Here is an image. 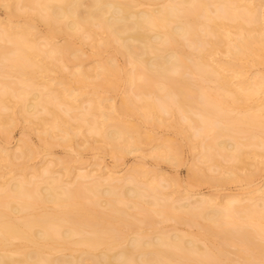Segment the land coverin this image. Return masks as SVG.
Here are the masks:
<instances>
[{
  "label": "rangeland",
  "instance_id": "374dc122",
  "mask_svg": "<svg viewBox=\"0 0 264 264\" xmlns=\"http://www.w3.org/2000/svg\"><path fill=\"white\" fill-rule=\"evenodd\" d=\"M22 1L23 0H17V1H15V3L13 2L14 3L13 4L10 1H9L10 3H8V0H6V3H5V0H0V25H1L0 26V29H1L0 30V34H1L0 39L2 38L0 40V51H1L0 54L3 56L7 55V56H5V58L3 56L1 57V55H0V64L2 63L0 65L1 66L0 67V95L4 94V92L5 93L8 92L7 94L10 97L8 99V101H9L8 106L11 107V108L10 107L8 108L9 110L8 109L7 110L6 109H0L1 110L0 113L2 115H4L5 117H7L6 118L7 120L5 119L6 123L4 124L3 127L0 128V149H3L6 152H8L9 156H10V160H11L9 163V162H7V160H5L3 158L0 159V189H1L0 190V197H1L0 198V211L4 212L6 210L4 212V219L8 218L6 220H16V219L18 220V219L24 217L25 214L28 215L31 212H32L31 214L35 213V215H36V214H41L44 212H46V213L52 212L53 209H54V211L59 210V208L55 209L52 205H49V203L45 204V202H43L42 200L40 202V198L38 196H36V192H34V191H36L37 187L42 188V186L44 187L47 185L48 181L53 180V178H54V180H56V178H58L59 180L58 179L57 180L59 183H57V184L59 186L58 185L57 186H58V190H60V191H64L67 189L71 190L73 188V186H75V185H76V188L79 187L78 193L81 194V197H80V194H77L78 197H76L74 199L73 198L69 199L70 203L68 206H66L68 208V210L65 207L62 208L64 211L68 212L67 214H69V213L72 214V215L69 214V218L71 220L79 221V219H81V217L85 216L84 217L85 219H81V220H83V223L85 222L84 224H86L87 226L86 225L84 226V224L82 222H81V225L79 223V226L81 227V229L83 228L85 231H83L84 233H80V235L79 234L76 235V237H75L76 239H78V238L80 239L83 236V234H85L87 231H89L88 225L92 222L89 225V228H90V226L96 225L97 228H99L101 230L102 237L104 234H106V235H104V237L107 240H108V238H110L112 236L111 237L112 239H109V240H113V242H118V243L120 242L121 243V244L119 243L120 246L118 245L117 247H115V249L110 251L111 253L112 252L115 253L118 250H120L126 246V243L130 237L132 238V237L136 236L137 238L141 237L140 238L141 241L142 240L143 241H145V240L150 241L155 236H158V235L159 236L162 235V236L168 238V235L170 236V235L178 233V234L185 236L184 239H194V240L197 239L196 245H200V247H201L200 251L206 252V250L209 248L208 253L206 252V254H204V256H201L200 254H199L200 256L196 255V257H195V255L194 256L190 255V262L191 263L193 262V264H197L198 261L201 264H203V263L204 264H231V263L232 264H236V263L237 264H240V263L241 264H244V263L245 264H253V263L257 264V262L260 261V260L259 261L257 260L258 259V253L261 251V248L258 244L264 243V233L262 231L259 232L258 228L255 226V224L253 222L252 223L248 222V219L246 217L240 218L238 216V218H237V215L234 212H231L230 216H233V217L226 218V219H231V220L225 221L226 219H223L224 220L223 224L222 223L221 224L220 223H212V224L209 223V224H207L208 222L206 220H204L203 214H205V212H204L205 209L206 210L209 209V212L211 210L212 211L213 210L218 211V210L222 209L224 204L227 205L230 202H231V205L233 207L232 209H235L237 211H242L243 210L242 207H245L246 209H248L247 211L250 213V212H253L258 207L255 210V212H253L254 215H257V211H261V213H264V212H262V211H264V209H262V210L259 209V205L264 203L263 198H262V201L260 200L261 194H263L262 197L264 196V192H263V190H264V156H263L264 155L263 154L264 147L258 148V147L253 145L259 141H264V127L260 129V128H256L254 126L253 127L249 126V128L248 127L246 128V126H243L246 128V129H244L243 127L241 128L242 125L241 126L239 125L240 127L238 125H234V128L231 125V128H233V129H231L230 132L232 134H228L227 136L225 135L224 137L219 138V140H221V141L227 140L226 142H228V143L230 142L229 144H232L234 146L236 145L237 142H241V143L243 142L242 146L241 145L239 146V153L244 154V156H245L244 161H246V160L247 161L244 164H239V163H237L238 161L236 159L231 157V155H233L231 153V151H228L229 153H231L230 156H228V155H226V154H229L228 152H226L227 150H224V152L223 151L221 152V149L219 150V148L216 145H211L212 141H209V140L206 141V138L203 136L202 130L200 131V129H201V126H200L201 122H199L200 119L197 120L198 118H200V115L198 114V110L196 112V110L193 109L192 113H190L191 115L188 114L189 117L192 116V118L194 119V122H188L187 121L188 119L186 120L184 118L181 119L182 114H180V112L177 110V107L174 106L175 104L173 103V100H171L172 98L174 99V97L170 94L169 95L166 94V92H167L166 89H167L168 85H173V86H175L177 84L181 85L182 92H181V96H179L178 98L180 100H182L183 102L188 103L190 105L193 103L192 105H194V107H197V108L199 107L203 110L205 109V111L209 112L210 114L214 112L212 115H214L215 119H218L219 121L221 120V122H220L221 128H224L227 125L230 126L229 120L231 118H233L234 116L237 117L238 115L240 116L241 112L246 110V108L247 109L249 108V110L254 108L253 105H255V104L252 105V102L250 103V101H249V102H247L246 105L244 104L245 106L243 107V109L238 107L237 104L236 105L233 104L232 106H230L227 109V112H228V113H226L227 115L225 114V112L223 113V111L220 112L218 107L217 108L215 107V109H216L215 110L214 106L211 105L212 106L211 107L210 105L207 104V99L205 97L206 95L203 96L202 95L203 93L201 94V91H199L198 88L200 86H202V87L204 86V87H206L204 90H206L208 92L211 89L208 93L213 94L216 92L215 88H214V87H216V85H215L216 82L213 83V81H214L213 79H212L213 81L212 80L205 81L202 78H200L199 76H197L198 77L197 78V77H194L196 75H189V73H188V75H187V73H185L184 74L185 77H184V75H182V73H184L185 71L182 69H177L176 72L172 73V76H171V73L168 74V76L166 78L167 82H166V79H164L162 81V79H160V78L154 79L155 81L154 80L147 81L148 79L146 77H142V79L139 81L137 80L136 83H133L136 80H134L131 83L130 81H128V78H126V76H128L127 74H130V76L134 77L133 72L134 73L136 72L137 67L135 65V67H134L135 69L132 68V64L134 66V63H132L133 60L130 61L128 56L125 57L126 55L120 50L119 43L117 41L116 42H114V40L111 41V43L108 45V48L107 47L103 48V46H102V48L97 47V49H96L95 47L97 46V43L100 41H98L96 43L95 40H98L99 38H100L99 40L104 39L105 38L104 36H106V34L104 35V33L101 30H99V29L97 30V28L95 27L94 31L96 30L95 32L97 35H95L94 37H87V34H84L81 31L78 32L79 36H78V33H75L76 35L73 34L74 37L72 36V34L67 35L68 31L64 28L63 23H54V22L52 23L51 21L49 22V20H47V18H46L47 11L45 12V10H43V9L41 10V7L37 6L36 3L35 4L33 3L31 5V3H26L24 1L23 2ZM146 1L148 2V0H146ZM146 1L144 0V2H143L142 0H138L139 5L136 7L137 8L136 10H140V9L143 10V9H147V8L148 9H152V8L156 9V8L162 7L163 5L164 6L169 5L172 7L175 6L174 8L176 10L179 7L178 9L180 10V13H179V10H177L176 15L178 14L179 16L177 15L178 18L176 19V21H178V22L180 21V22L178 23L175 21V22H173V25L171 24V26H174V24L175 25L181 24L184 21H185L184 23H186L188 21L190 22V21H192L190 19H193V21L195 22L193 24V26L189 25L187 27L189 28V30L192 27L191 32H193V31L196 32L198 40H199V38L201 39V37H202L201 40H203L205 38V41L206 40H213V39L216 40L215 37H212V36L207 35L205 33L206 30H208V28L206 26L207 25V19L205 20V18H206L205 12L202 9L199 10L200 6L198 7V5L196 6L195 4H193V8H191L190 6H188L186 4L179 5L180 0H176V1L175 0H173V1L172 0H154V1L149 0V2L152 4H150L149 2L145 3ZM204 1L206 3H208V9H209V11L211 10L210 11L211 16H215L216 14L221 15L222 13L223 14L221 16H224V14H225L223 11V10H225L224 5L217 4V3H220V1L213 0V3H212V1L210 2L211 5L209 4V0H207V1L204 0ZM242 2L244 4L248 3L250 6L253 5L254 7H256V9H258L257 11H258V15H259V20L261 19V21H259V22H261L260 26L262 25L261 27H262V29H264V0H242ZM16 3L17 4L19 3V5H17ZM22 3H24V4L21 5ZM176 3H177V5H176ZM214 4L218 10L214 6ZM11 5H12V7H11ZM24 6H27V7H25V9H24L23 8ZM222 6L224 7V9H222L223 8ZM189 7L192 10H190ZM196 7H197V9H196ZM209 7H211V8H209ZM37 9H39V11ZM183 9H184V11H183ZM214 9H216V10H214ZM192 11H193V13H192ZM182 12H185L186 14L189 12L192 15H190L188 13L189 16H187V15H185V13H183L185 15L183 17ZM195 12H197V14H195ZM211 12L214 13L215 15L211 14ZM196 15L198 17H196ZM186 16L190 17V18L188 19ZM180 17L182 19L185 18L186 20L185 19L182 20ZM194 17H196L197 19L195 18V20H194ZM46 20H47V23H52L54 25L47 24L45 22ZM205 22H206V24H204ZM26 24L28 26L32 27V29L28 28L27 31L29 33L32 31L33 33L31 32L30 33L31 35L29 34V38L32 36L31 39L36 40V43H37L36 48H37V51L40 53V55H38L39 58L37 57V59H40V58H41L40 60L43 59L44 64L49 63V64H45V66L48 65L45 67V71L42 70L43 73H38V76L36 75V77H35L36 80L34 79L35 82L37 81L36 84L38 86H31V87L26 86V85L22 86V84L19 82V80L16 79L15 75L9 76V74H10L9 64L11 65L12 60L14 58V55L10 54V56H9V54H7V53L14 49V44L7 39L4 30H2L5 28L4 26H7V25L8 26L9 25H11V26L16 25V26L25 27V26H27ZM57 24H60L59 26H61V25L62 26L58 27ZM196 25H197V27H196ZM50 26L54 27V28L56 26L58 27V29L56 30L55 33H53V35L48 33V31H50ZM194 26H195V28H193ZM205 28H207V29H205ZM60 29H65V30L63 32V30H60ZM60 31H62V32H60ZM201 31H202V33H201ZM98 32H100V33H98ZM232 32H233V30H232ZM80 33H81V35H80ZM151 34H155V32L154 33L151 32ZM198 34L200 35V37ZM33 35H34V37H33ZM49 35H50V37H49ZM54 35H56V36H54ZM84 35H85V37H84ZM3 36H5L4 39H3ZM70 37H72V38H70ZM231 37L233 38L235 36L232 34ZM91 38H93V39L91 40ZM232 38H230V39H232ZM6 39H7V41H6ZM178 39L179 38H177V42H178V46H176L177 49L180 50V52L183 53L185 56H187L191 59L193 58V61L197 60V57H199L201 54H203L204 50L206 52L207 48L209 47L205 43L203 44L201 41H200L201 42L200 43L198 40L191 39L189 36L188 37L185 36L184 38H182L183 40L182 39L178 40ZM225 40H228V41H225ZM232 40L229 41V39H224V44L220 43V46L221 47L224 46V48H221L220 46H218L219 47V48L217 47L218 49L215 48L214 50L211 51L212 55L210 54V56H208V59L210 58V60H213L212 62L214 64L209 60L210 64H212V66L214 65V67H216L217 63H220V61H222V63H224L225 61L228 62L231 60L232 57H231V55H228V50L225 49V45L230 42L226 46V48L234 50L235 48H233L234 46L232 45L233 44ZM47 41H48V43H46ZM187 41H189V42H187ZM194 41H196V42H194ZM53 44H55V46L57 45L56 47H60V46L62 47L65 44H69L70 50L65 51L64 53H62V55H60L59 53H56V54H52L53 56H51V55H49V51L52 49ZM230 44L233 47H231ZM179 46L181 47V49ZM117 47H118V49H117ZM159 47L164 48V46H162V45H159ZM119 50H120V52H119ZM73 52L74 53L76 52L77 54L75 53L74 55L70 56L69 54H73ZM187 53H189L190 55H188ZM65 55L67 56V59H66ZM197 55H199V56H197ZM11 56H13V57H11ZM150 56L152 57L153 54L152 55L150 54ZM254 56L255 55H253L254 61H253L252 57H250L251 59L249 58V60L243 58L244 62H243V59H241V60L236 59L237 61L234 60V61H236L235 64L237 63L235 67L238 70H241V73L243 74L242 77H244V79H246L245 81L250 82L252 84L258 80V78H259V77H257L258 75L259 76L264 75V58L260 59V57H259V59H257L258 56L257 55L255 57ZM7 58H9L8 61H7ZM62 59H64V60H62ZM61 60H62V62H61ZM259 60H260V62H259ZM65 62H67V63H65ZM62 63L64 65H62ZM248 63H250V65ZM99 64L101 66H105V65L107 66V65H111V64L113 65V67H114V65L116 66V67L111 69V73L114 76L111 77V75H110V78H109V80L111 81V84L113 82V86L110 84L105 86L106 83L102 82L103 80L101 78L98 79V78H96V76H94L99 71V66H100ZM218 66H219V64H218ZM238 67H240V69ZM78 69L82 70V71L84 70L85 72L87 71V74H88L87 79L88 80L87 81L85 80L86 82L84 81V83L81 82L80 84L77 82L78 79H81L80 76H77V77L75 76L76 72H78ZM131 71H132V75H131ZM181 71H182V73H180ZM224 71L225 70H222V72L224 74L229 73V75L232 76L231 71H228V70L226 72H224ZM72 74L74 76H72ZM115 74H117V75H115ZM72 77H74L75 79ZM168 77H169V79H168ZM171 77H172V79H171ZM210 77H213V76L210 75ZM242 77H241V79H242ZM89 78L91 80L92 79L93 80L88 82ZM111 78H113L114 80ZM193 78H195V79H193ZM234 78H236V77H232V79H234ZM94 79H95V81H97L96 83H95ZM96 79H98V80H96ZM232 79H231V82H232L231 85L233 84L232 87L236 88L238 79L236 78L237 81L235 79L234 80H232ZM157 80H159V81H157ZM180 80L182 83L180 82ZM184 80H185V82H183ZM145 81H147L146 84H145ZM170 81H172V82H170ZM201 81L203 83L205 82V84H203ZM210 81H212V82H210ZM164 82H165L166 86L164 85ZM196 82H198V83H196ZM60 83H61V85L62 84L64 85L63 88L67 87L66 89L68 91L72 90V91H70L71 94L73 93L72 95H76L80 92H84V94H86V97L83 98V100L85 99L86 101L84 100V102H82V100H78L81 103H79L78 101H74V102L72 101L71 102L72 105L77 107V108H72L70 110L67 108V106H63L60 104H59L60 106L57 105L58 102L56 99H53L52 92L51 91L48 92L49 90L48 91H46V90L48 88L51 89V87H52V89L56 88L59 90L63 86V85L60 86ZM97 83H101L102 86H100L99 88L97 87L98 89L93 88V84H97ZM175 83H177V84H175ZM191 83L193 85L189 86ZM40 84L42 86H40ZM45 84H47V85H45ZM78 84L80 85V87ZM162 84H163V86H162ZM185 84H186L187 88H185V86H184ZM43 85L46 86L47 89ZM18 86L21 88L19 89ZM109 86H111V87H109ZM29 87H30V89H29ZM89 87H91L96 92V93H93L95 96L92 94V92H94V91L91 90ZM189 87H191V88H189ZM22 88H24L23 90H25V91H27V89H28V92H30V94H33V93L37 94L38 93L37 95H39L42 99L44 98V103L46 104L47 107L51 106L55 110L57 109L56 111L58 113L61 112L60 114H63V115H61L62 118H65V120L68 122V124L70 125V130H71V131L70 130L69 131H70V133H73V134H70V136H71L70 138L68 137L69 140L67 138L68 141H66L64 133H62L61 131H60L61 133L59 131H55V129H53V128L51 129V127L49 126V124H47V122L44 123V122L40 121V119H42V118H44V119L50 118V115L47 114V112H45L44 110H42V108L40 106H39L40 109L38 107L36 109L37 113L33 112L35 115L32 113V114H30L31 116H29L28 115L29 113L26 114L27 112L26 113L23 112V108H20V106L22 107V105H21L22 99L20 97L18 98V94H17V92L19 90H21ZM183 88H185V89L183 90ZM196 88H197V90H196ZM212 88H214V90H212ZM4 89H6V90L4 91ZM9 89H12V90L10 91ZM188 89H191V91H189ZM192 89L197 91V92L193 91V93H192ZM49 93H51V94H49ZM15 94H16V96H15ZM260 94H258V97L259 98L262 97V99H263L264 98L263 93H260ZM127 95L130 98H132L131 101H132L133 107L131 109L132 112L128 111V113H127V111H126V113H125L123 111H120L119 108H120L122 101L124 100V98H126ZM87 96L90 98L93 96L96 99H98V97H100L99 99H101V98H103L104 100L106 99V101H103L104 103H102V105L99 108L95 109L96 111H98V112L94 111L93 115L95 117L92 116L91 114H89V111L91 108V102L89 101L90 98L87 99ZM151 97H152V99H151ZM203 97L205 98L206 101H204ZM258 97H257V95L254 96V99H257L256 103H259L262 100V99H259ZM69 98H71V96L67 97L68 101L70 102L72 99H69ZM147 99L152 100V101L154 100V103L157 101L156 105L159 106L158 110L160 109V111L164 114L163 115L161 112H158V113H160L159 114L160 117H162V118L159 117V119L162 120V122H159L160 124H158V122H155V121H153L154 124H153V122L150 123V120L148 118H144L142 116V111L139 109V107L141 106V103H143V101L147 100ZM157 99H159L160 101ZM169 99H170V101H169ZM141 100H143V101H141ZM196 100L201 102V103L197 102ZM161 101H162V103H161ZM190 101H191V103H190ZM30 102H32V101H30ZM54 102H56L57 104L55 105ZM77 102H78V105H77ZM202 102H205V103H202ZM18 103L20 106L18 105ZM88 103H90V104H88ZM195 103L196 104L198 103L199 106L195 105ZM53 105H55L56 107ZM135 105L138 107L139 111L137 110V107H135L136 109L134 108ZM200 105H201V107H200ZM89 106H90V108H89ZM109 106H111L112 108L110 109ZM166 106H168V107H166ZM87 107H88V109H87ZM113 107L115 109V111L113 110L114 112L112 111ZM175 107H176L177 112L175 110ZM209 107H210V110H209ZM99 110H101L102 114H107V115L111 114L110 116H111L112 120L113 121L114 120L119 121L120 125L125 124V125L136 126V127H134L135 131H136V129L138 131L129 132V133H127L128 135L125 134L124 142H126V143H124L122 141V139L116 143L117 145L119 144V147H121L123 150L125 149V152L122 151L121 148H116L115 149L116 151H115L113 148H111L110 143L108 141L104 140V138H102V137H99L100 135L97 132H95V130H94L95 127H93V126H97L96 122L101 119V118H98V117H100V114H101V112ZM162 110H165L167 112L169 111L168 113L171 114L172 116H170L167 112H163ZM42 111H44V112H42ZM108 111H111L112 113L108 112ZM170 111H173L174 113H171ZM64 112H66V113H64ZM44 113H46V114H44ZM96 114H97V116H96ZM196 114H198V115H196ZM216 114L218 115V117L215 116ZM197 116H198V118H197ZM39 117H40V119H39ZM224 117L228 120H226ZM147 119L149 120V122ZM95 120H96V122H94ZM222 120H224V121H222ZM177 121L179 122V124ZM8 123H9V125H8ZM112 123L113 122H111V124ZM161 123H163V124H161ZM175 123H177L178 125ZM84 124L86 126H84ZM198 124H200V125H198ZM45 127H46V129H45ZM107 127H108V130L115 128L113 126V124L109 125ZM2 128H5V129H2ZM89 128H91V130L93 128L94 132H92V131L90 132ZM240 129H243V131L241 132ZM43 130H44V132H46V130H48L49 133L48 134L45 133V135H44ZM262 130H263V132H261ZM195 131H196V134H194ZM148 135H149V137H147ZM130 136L134 137V139H135L134 142L136 141V143H133L134 145H131V143H130L131 142L129 139ZM251 136H253V137H251ZM241 137L243 138V140ZM64 139H65V141H64ZM60 140H63L64 142L63 141L61 142ZM127 140H129V141H127ZM203 140L206 143H204ZM256 140H257V142H256ZM121 141L123 144L121 143ZM208 142L210 145L208 144ZM203 143H204V145H203ZM205 145H209V147H210L209 150H207L208 152L206 150H205L206 152L204 151ZM167 146H169V150H168ZM128 148H130L131 150ZM202 148H203V150H202ZM216 148L219 151H217ZM126 149L131 151V152L129 153V151H127ZM250 151H251V153L253 151H255V152L257 151L256 153H258V155H257L258 157L252 156V155L250 156L249 155ZM166 156L171 157V158L166 159ZM214 159H215V161H214ZM231 159H233V160H231ZM249 160H250V162H249ZM248 162H249V164H247ZM46 169H48V172L50 171L49 174H48V172H44V170H46ZM131 171L133 173L136 171L138 172V173H135L136 174L135 179L131 178V175H132ZM46 174H48V175H46ZM81 175H83L84 177ZM107 175L108 176L110 175L112 178L114 177L113 178L114 180L112 181L111 184H110L111 181L109 180V178H107ZM228 175L230 177H228ZM125 180H127V181L125 182ZM153 180L154 181L156 180L155 184L157 185V183H158L157 187L158 186L159 187L156 189V192L149 190L150 192L148 193L146 191V190H148V188L146 185L144 186V184L145 183L148 184L150 182H153ZM24 181H25V183H24L25 189L24 190H27V191L23 190V193L28 194L29 192H31V194L30 193L28 194L29 197H25L26 200L29 201L30 206H29L27 211H23L19 214L18 213L12 214V212L9 211L6 203L4 202L5 200L12 197L11 196L12 194H10V192H8V190H9L8 186L11 183L14 184L17 182L20 183V182H24ZM77 182H79V183H77ZM96 182H99V183H97L98 185L96 184ZM81 184L84 185L83 187H86V185H88V184H89V186L91 184L92 185L96 184L97 186H99L98 187L99 191L96 193L94 190V192H93L94 194L93 193L91 194V192H89L87 190L83 191L84 189L82 188ZM115 184H117L118 186H115ZM1 185L3 186V189H2ZM4 185H5V188H4ZM114 186H115V188H119L120 193H121V194L119 193L117 198H116V200L118 202L116 200L114 201L115 203L113 202L114 209H117L120 211V213H118V214H117V212H115V210L112 207H110V206L108 207L107 205H105L104 202H106V200H105L106 197L101 193L105 188L106 189H109V187L114 188ZM28 187H29V189H28ZM34 187H36V188H34ZM127 187L131 188V189L135 190L137 193H139L138 198L139 197L140 198L139 199L137 198L138 200L136 199L138 201V206L136 208L135 207L133 208L131 203H129L123 197V194H122L123 190L126 189ZM81 189H83V190H81ZM140 190H142L143 192ZM258 190H262V192H260ZM32 193H34V194H32ZM1 194H2V196H1ZM100 194H102V195H100ZM153 194H155V195H153ZM143 195H144V197H143ZM101 196H102V198H101ZM32 197H33V199H32ZM257 197H260V198L257 199ZM27 198H30L31 200L27 199ZM196 198L199 199V203H197L198 201H195V200H197ZM200 198L202 199L201 201H204V203L202 202L201 205H200ZM34 199L38 200V201H35ZM82 199L84 201H82ZM238 199L240 201H238ZM1 200H3V201H1ZM207 200H209V202ZM250 200H252V201H250ZM148 201L154 204V206H152L153 209L156 208V210H161L162 213L157 215V214L153 213V211H150L148 206L146 205V203ZM76 202L81 203V205L83 203L82 206H84V207H82V208L84 210L86 209L85 212L81 213L79 211V209H78L79 205ZM186 202H188V203H186ZM194 202H196V204ZM192 203H194V204H192ZM209 203L211 206L209 205ZM255 203H256V207H255ZM257 203H259L258 206H257ZM73 204H75V205H73ZM187 204H188V206H187ZM139 205H141V206H139ZM180 205H186L187 209L189 208V210H186V209H184L182 211L180 210V211H178L179 212L178 213L174 209L176 206L178 207ZM195 205L201 206L202 209L199 208V209H201V210H199V209L195 208V213H194V209H192V208L196 207ZM213 205H214V207H213ZM128 206L131 208H129ZM191 206H193V207H191ZM235 206H236V208H234ZM3 207H5L4 210H3ZM146 207H147V209H146ZM249 207H251V208H249ZM51 208H53V209H51ZM70 209H72L73 211ZM240 209H242V210H240ZM77 210H78V212H76ZM191 210H193V211H191ZM196 210H198L197 211L198 216L196 215ZM184 211H186V212L184 213ZM187 211H189V214H187ZM232 211H234V210H232ZM8 212H9V214L11 213V215L8 216ZM75 212H76V214H74ZM79 212H80V214H79ZM86 212H89L88 215ZM190 212L191 213L193 212L195 216L192 215ZM84 213H85V215H84ZM206 213H208V210L206 211ZM175 214H177V215H175ZM73 215H75V216H73ZM86 215L89 218H86ZM117 215H119V217H117ZM166 215L169 217H172V218H175V217L176 218L166 220ZM187 215H188L189 219L187 218ZM235 215H236V217H235ZM184 216H186V217H184ZM240 216H243V215H240ZM74 217H76V218L74 219ZM92 217L94 218V221L89 220V219H92ZM97 217H99V218H97ZM104 217H106L107 219L106 218L104 219ZM191 217H192V219H194V221H192ZM116 218H117V220H115ZM108 219H110V220H108ZM241 219H243L244 221ZM245 219H247V220L245 221ZM84 220H86V221H84ZM99 220H101V221H99ZM95 221H97V223ZM102 221L104 222V224ZM230 221L232 222V226H231ZM235 221H237V223ZM105 222H108L109 224H107V223L105 224ZM192 222H194V223H192ZM225 222L227 223V225ZM244 223H247V224L245 225ZM205 224H207V225H205ZM215 224H217V225H215ZM251 224H252V226H251ZM106 225H108V226L105 227ZM202 226H204V227H202ZM209 227H211L212 230ZM244 227L247 228L248 231ZM213 228L216 230H214ZM251 228H252V230H251ZM103 229H105V230H103ZM109 229H110L111 233L108 232ZM205 229H206V236L204 235ZM200 230H202L203 232H201ZM209 230H211V231L209 232ZM104 231H105V233H104ZM212 231H214V232H212ZM215 231H217V232L221 231V232L218 234ZM231 231H233V233ZM106 232H108V233H106ZM258 232H259V234H258ZM222 234L224 236H228V237L230 236V238L224 237ZM107 235H109L110 237L109 236L107 237ZM202 235H204V236H202ZM113 236H115L116 239ZM142 237H143V239H142ZM234 237H236V238H234ZM75 238L73 237L72 241H77ZM53 239L56 241V243L61 245V246H59L57 244L59 251L55 252V251H51L49 249L44 248V249H46V250H43L46 256L56 257V256H60L61 254L62 255H73V254L78 255L81 252L80 249L84 250L83 247H79L80 245L77 246L78 244H71L70 243L71 244L70 247L68 245H65V247H63L62 244L64 245L67 243H65L64 240L60 238V236L56 237V235H53ZM57 239L60 242H58ZM114 239H115V241H114ZM258 239H260V240H258ZM61 240H63L64 243ZM220 241H221V244H220ZM257 242H258V244H257ZM13 244L21 246L22 242L21 241H14ZM27 244H25L24 250L32 249V245L30 246L29 243H27ZM218 244H220V246H218ZM221 245H222V247H221ZM217 246L220 249V253L218 252V249H216ZM246 246H247V248H246ZM202 247H204V249H202ZM248 247L250 250L248 249ZM245 249L248 251L252 250V252L246 253V251H245V254L243 252L242 253L240 252L242 250L244 251ZM258 249H260V250H258ZM221 250H224V252ZM209 251H211V253ZM222 253H223V255H222ZM211 254H213V255H211ZM19 256L20 255H16V257L15 256L14 257L18 258ZM191 256H193V257H191ZM191 258H194V259H191ZM199 258H200V260H198ZM195 259L197 260V263H196V261H194ZM250 259H252V260H250ZM259 263L264 264V260L262 263L261 262H259Z\"/></svg>",
  "mask_w": 264,
  "mask_h": 264
},
{
  "label": "bare ground",
  "instance_id": "6f19581e",
  "mask_svg": "<svg viewBox=\"0 0 264 264\" xmlns=\"http://www.w3.org/2000/svg\"><path fill=\"white\" fill-rule=\"evenodd\" d=\"M9 1L11 3H13V2L15 3V1H17V0H8V3H10ZM23 1L26 2V3H31V5L33 3L34 4L36 3L37 6L41 7V10L43 9V10H45V12L47 11L46 18H47V20H49V22L51 21L52 23L53 22L54 23H63L64 24V28L68 31L67 35L68 34H70V35L72 34V36H73V34L78 33V32L81 31L84 34H87V37H94L95 35H97L96 32H95L96 30L94 31V28L96 27L97 30L98 29L101 30L104 33V35L106 34V36H104L105 37L104 39L99 40L100 39L99 38L98 40H95L96 43L98 41H100V42L97 43V46L95 47L96 49H97V47L98 48L99 47L102 48V46H103V48L104 47L105 48L106 47L108 48V45L111 43V41H113V40H114V42L117 41L119 43L120 50L126 55V56L125 55L124 56L125 57L128 56L129 59H130V61L133 60L132 63H134V66L132 64V68L135 69L134 68L135 65L137 67L136 72L135 73L133 72L134 77L130 76V74H127L129 77L126 76V78H128V81H130L131 83L134 80H136V81L133 82V83H136L137 80L138 81L141 80L142 77H146L148 79L147 81H152V80H154L156 78H160L163 81L164 79L167 78L168 74L171 73V76H172V73L173 72H176L177 69H182V70L185 71L184 73H182V71L180 72V73H182V75H184L185 73H187V75H188V73H189V75H196L194 77L199 76L200 78H202L205 81H209V80H212L213 79L214 80V81L212 80L213 83L216 82V84H215L216 87H214L216 92L213 93V94L208 93L211 89L208 92L206 90H204L206 88L204 86H203L204 88L202 86H200L199 88L197 87V88L199 89V91H201V94L203 93L202 94L203 96L206 95L205 97L207 99V104L210 105V106L211 105L214 106V109H215V107L216 108L218 107V109L220 110V112L223 111V113L225 112V114L228 113L227 112V109L230 106H232L233 104H235V105L237 104L238 107H240L242 109L247 104V102H249V101H250V103L252 102V105L255 104V105H253L254 108H252L250 110H249V108L248 109L246 108V110H244L243 112H241V114L239 113L240 116L238 115L237 117L234 116L235 118L234 117L231 118L229 120L230 126L227 125L224 128H221L220 127L221 120L219 121L218 119H215L214 115H212L214 112L210 114L209 112L205 111V109L203 110V109H201L199 107L198 108L197 107H194V105H192L193 103L190 105L188 103L183 102L182 100H180L178 98L179 96H181V92H182L181 85H178L177 83H175L177 85H175V86L168 85L167 86V89L164 87L167 90L166 94H168V95L170 94V95H172L174 97V99L171 97L172 98L171 100H173V103L175 104L174 106H176L177 107V110L180 112V114H182L181 115L182 116L181 119L184 118L186 120L188 119L187 120L188 122H194V119L192 118V116L189 117L188 114L192 113V110L193 109L196 110V112L198 110V114L200 115V118H198V116H197L198 119L197 118L196 119L197 120L200 119L199 122H201V125L200 124H198V125L201 126V129L200 128L199 129H200V131L202 130L203 136L206 138V141L207 140L212 141L211 145H216L219 148V150L221 149V152L222 151L224 152V150H227L226 152L231 151V153L233 154V155H231V157H233L234 159H236L238 161L237 163H239V164H244L247 161V160L244 161V159H245L244 154L239 153V146L240 145L242 146V143L243 142L242 143L241 142H237L236 145L234 146L232 144H229L230 142L229 143L226 142L227 140L226 141H221V140H219V138H222L225 135L227 136L228 134H232L230 131H231V129L234 128V125H238V126L239 125L240 126L242 125L241 128L243 126H246V128L247 127L249 128V126L250 127L251 126L252 127L254 126V127L260 128V129L264 127V98L262 99V97L261 98L258 97V94H260V93H263V95H264V75H261V76L258 75L257 76V77H259L258 80L252 84L250 82L245 81L246 79H244V77H242L243 74L241 73V70H238L235 67L236 64H237V63L235 64V62L237 61L236 59H240L241 60V59L244 58V59H248L249 60V58L252 57V59L254 61L253 55H255V56L257 55L258 56L257 59H259V57H260V59L261 58H264V31H263L264 29H262V27H261L262 25L260 26V23L261 22H259V21H261V19L259 20V15H258V11H257L258 9H256V7H254L253 5L250 6L248 3H247L248 5L246 3L244 4L242 2V0H218V1H220V3H217V4L224 5L225 10H223V11H224L225 14H224V16H221L223 13L221 15H219V14H216L215 15L214 13L211 12V14H214L215 15V16H211L210 15V11L211 10L209 11V9H208V3H206L204 0H180L179 1V3H180L179 5L186 4V5L190 6L191 8H193V4H195L196 6L198 5V7L200 6L199 10L202 9L205 12V17H206L205 20L207 19V25L206 26L208 28V30H206L205 33L207 35H210V36L216 38V40L213 39V40H206L205 41V38L203 40H201L202 37H201V39L199 38V40H198L196 32H194V31L191 32L192 27L190 26L191 27L190 30L187 27L189 25H192L193 26V24L195 23L193 21V19H190L192 21H190V22L188 21L186 23H184L185 22L184 21L183 22L184 24L183 23L177 24V25L174 24V26H171V24L173 25V22H175L176 19L178 18L177 17L178 14L176 15V12H177V10H179L178 9L179 7L178 8L176 7L177 8V10H176L174 8L175 6L172 7V6H169V5H167V6L166 5L165 6L163 5L162 7H159V8H156V9L155 8H152V9H148L147 8V9H143V10H141V9L140 10H136L137 9L136 7L139 5L138 0H23ZM142 1L144 2V0H142ZM211 1L213 3V0H209V4H210ZM148 2H149V0H148ZM148 2L146 1L145 3H148ZM5 3H6V0H5ZM177 3H176V5H177ZM23 4L24 3H22L21 5H23ZM150 4H152V3H150ZM215 4H214V6H215ZM12 5H11V7H12ZM17 5H19V3ZM25 7H27V6H24L23 8L25 9ZM190 7H189V9H190ZM224 7L222 9H224ZM209 8H211V7H209ZM196 9H197V7H196ZM216 9H217V7H216ZM216 9H214V10H216ZM37 10L39 11V9H37ZM190 10H192V9H190ZM183 11H184V9H183ZM197 12H195V14H197ZM179 13H180V10H179ZM183 13H185V12H182V14ZM188 13L187 14L185 13V15L189 16ZM192 13H193V11H192ZM189 14L192 15L191 13H189ZM185 15L183 14L182 16L184 17ZM196 17H198V16L196 15ZM196 17H194V20H195ZM187 18L189 19L190 17H187ZM183 19H185V18H183ZM47 20L45 21L46 23H47ZM176 22H178V21H176ZM52 23H47V24H52ZM204 24H206V22ZM52 25H54V24H52ZM59 25L60 24H57L58 27H61L62 26V25L61 26H59ZM4 27L5 28L2 29V30H4L7 39L14 44V49L11 50V51H9L7 53V54H9V56H10V54H13L14 55V58L12 60L11 65L9 64V69H10L9 76L10 75H13V76L15 75L16 76V79L19 80V82L22 84V86L23 85L30 86V87L31 86H38L36 84L37 81L35 82L34 79H35L36 75L38 76V73H43V71H45V67L48 66V65L45 66V64H49V63H45L44 64L43 63V59L42 60H40L41 58L40 59H37V57H38V55H40V53L37 51V48H36V44H37L36 43V40H32L31 39L32 36L29 38V34L32 31L30 33L27 31L28 28H31L32 29V27L31 26H28V25L25 26V27L16 26V25H13V26H11V25L8 26L7 25V26H4ZM56 27L54 28V27H51L50 26V31H48V33L53 35V33H55L56 30L58 29V27L57 28ZM196 27H197V25H196ZM193 28H195V26ZM207 28H205V29H207ZM65 29H60V30H63V32H64ZM232 30H233V32H232ZM60 32H62V31H60ZM151 32H153V33L155 32V34H151ZM98 33H100V32H98ZM201 33H202V31H201ZM232 34L235 36V37H233L234 39L231 37ZM80 35H81V33H80ZM54 36H56V35H54ZM78 36H79V33H78ZM185 36H187V37L189 36L191 39L198 40L199 42L201 41L203 44L205 43L207 46H209L208 48L206 47L207 48L206 52L204 50L203 54H201L200 56L197 55L199 57L196 56L197 57V60H195V61H193V58L191 59V58L185 56L176 47V46H178L177 38L182 39ZM4 37L5 36H3V39H4ZM33 37H34V35H33ZM49 37H50V35H49ZM84 37H85V35H84ZM199 37H200V35H199ZM70 38H72V37H70ZM230 38H232L233 40L230 39ZM7 39H6V41H7ZM92 39L93 38H91V40ZM224 39H229V41L232 40V42H233L232 45L234 47L231 46V44H230V46L233 47V48H235V49L234 50H231V49L226 48V46L230 42L227 43L225 45V49L228 50V55H231L232 58L228 62L225 61L224 63H222V61H220V63H217V66L219 64V66H218L219 68L217 66H216L217 67L216 68V67H214V65L212 66V64H210V62H209L210 58L208 59V56H210V54L212 55L211 51L214 50L215 48H217L218 46H220V43H223L224 44ZM225 41H228V40H225ZM187 42H189V41H187ZM194 42H196V41H194ZM46 43H48V41ZM159 45L164 46V48H160ZM56 46H55V44H53L52 49L49 51V55L53 56L52 54H56V53H59L60 55H62V53H64L65 51H69L70 50L69 44H65L62 47L61 46L60 47H56ZM221 48H224V46H222ZM117 49H118V47H117ZM180 49H181V47H180ZM120 50H119V52H120ZM75 53L73 52V54H69V55L72 56ZM150 54L151 55L153 54V56L151 57ZM187 54L190 55L189 53H187ZM2 56L3 55H1V57ZM5 56H7V55H5ZM5 56H3V57L5 58ZM11 57H13V56H11ZM66 59H67V56H66ZM244 59H243V62H244ZM8 60H9V58H7V61ZM62 60H64V59H62ZM62 60H61V62H62ZM234 60H236V61H234ZM210 61L212 62L213 60H210ZM259 62H260V60H259ZM65 63H67V62H65ZM248 64L250 65V63H248ZM62 65H64V64L62 63ZM114 67H116V66L114 65ZM114 67H113L112 64L111 65H107V66L106 65L105 66H101L100 65L99 66L98 73L96 75H94V76H96V78H98V79L101 78L103 80L102 82H105L106 83L105 86L108 85V84H110V85L113 86V82L111 84V81L109 80V78H110V75H111V77L114 76L111 73V69L114 68ZM238 68L240 69V67H238ZM222 70H225L224 72H226L227 70L228 71H231V75L232 76H230L228 72H227L228 74H224L222 72ZM115 75H117V74H115ZM131 75H132V71H131ZM210 75L213 76V77H210ZM72 76H74V75L72 74ZM75 76L76 77L77 76H80L81 77V79H78L77 80V82L79 84L81 82L84 83L85 80L86 81L88 80L87 79L88 78L87 71L85 72L84 70L82 71V70H79L78 69V72H76ZM184 77H185V75H184ZM232 77H236L238 79L236 88H233L232 87L233 84L231 85V83H232L231 82ZM241 77H242V79H241ZM72 78H74V77H72ZM236 78H234V79L236 80ZM98 79H96V80H98ZM111 79H113V78H111ZM168 79H169V77H168ZM171 79H172V77H171ZM193 79H195V78H193ZM234 79H232V80H234ZM92 80L89 78V81L88 82H90ZM94 81H95V79H94ZM147 81H145V84H146ZM157 81H159V80H157ZM212 81H210V82H212ZM96 82L97 81H95V83ZM166 82H167V79H166ZM170 82H172V81H170ZM180 82H181V80H180ZM183 82H185V80ZM198 82H196V83H198ZM101 83L93 84V88H97V87L99 88L100 86H102ZM41 84H40V86H42ZM203 84H205V82ZM45 85H47V84H45ZM62 85L60 83V86H62ZM164 85L166 86L165 82H164ZM191 85H193V84L191 83L189 86H191ZM162 86H163V84H162ZM184 86H185V88H187L186 87V84ZM30 87H29V89H30ZM44 87H46V86H44ZM63 87H64V85L59 90L56 89V88L52 89V87H51V89H49V88L47 89V87H46V89H47L46 91H48V90H49L48 92L51 91L52 94H53L52 95L53 96V99H56L57 100L58 104L56 102H54L55 105L56 104L57 105L60 104V105H63V106H67V108L70 110L72 108H77V107H75V106L72 105V103H71L72 101L74 102V101L82 100V102H84L85 99L83 100V98L86 97V94H84V92H80L79 91L80 93H78V94L75 93L76 95H72L73 93L71 94V92H70L72 90H69L68 91L66 89L67 87L66 88H63ZM79 87H80V85H79ZM109 87H111V86H109ZM20 88L21 87H19V89ZM89 88L91 90H93L91 87H89ZM185 88H183V90ZM189 88H191V87H189ZM197 88H196V90H197ZM214 88H212V90H214ZM23 89L24 88H22L19 91L17 90L18 91L17 92L18 98L20 97L22 99V104H21L22 107L19 105V103H18V105L20 106V108H23V112H25V113L27 112L26 114L29 113L28 115L31 116L30 114H32L33 112H36L37 107L39 108V106H40L42 108V110H44L45 112H47V114L50 115V118L48 117L49 119H44V118L40 119V117H41L40 116L39 117L40 121H42L44 123L47 122V124H49V126L51 127V129L53 128V129H55V131H59V132L61 131L62 133H64L65 138H66V141H68L69 138L71 137L70 134H73V133H70L71 130H70V125L68 124V122L65 120V118H62L61 115H63V114H60L61 112L58 113L56 111L57 109L55 110L51 106L50 107H47L46 104L44 103V98L42 99L39 95H37L38 93L37 94L36 93L30 94V92H28V89H27V91H25ZM5 90L6 89H4V91ZM9 90L11 91L12 89H9ZM188 90L191 91V89H188ZM193 91H195V90L192 89V93H193ZM195 92H197V91H195ZM7 93L8 92H6V93L4 92V94H1L0 95V109H6L7 110L10 107V106H8L9 105L8 104V102H9L8 99L10 97H9V95ZM93 93H96V92L94 91V92H92V94ZM49 94H51V93H49ZM255 95H257V97L259 99H262L261 101L259 100L260 101L259 103H256L257 102V99H254V96ZM15 96H16V94H15ZM70 96H71V98H69V99H72V100L69 102L68 99H67V97H70ZM92 97L90 98V97L87 96V99L90 98L89 101L91 102V108L89 106L90 111L89 110L88 111H89V114H91L92 116H94L93 114H94V111H96L95 109L96 108H99L102 105V103H104L103 101H106V99L105 100L103 98L99 99L100 97H98V99H96V98L93 97L94 98L93 99ZM131 99L132 98H130L127 95L126 98H124V100L122 101L119 110L120 111H123L125 113H126V111H127V113H128V111L130 112L131 109H132V107H133V104H132ZM151 99H152V97H151ZM157 100H159V99H157ZM30 101H32V102H30ZM141 101H143V100H141ZM162 101H161V103H162ZM169 101H170V99H169ZM204 101H206L205 98H204ZM78 102H77V105H78ZM156 102L154 103V100L153 101L152 100H148V99L147 100H144L143 103H141V106L139 105L140 106L139 109L142 111V116L144 118H148L150 120V123L153 122V121H155V122H158V124H160L159 122H162V120L159 119V117H160L159 114L160 113H158V112H161V111H160V109L158 110V107L159 106L156 105ZM197 102H199V101H197ZM79 103H81V102H79ZM190 103H191V101H190ZM199 103H201V102H199ZM202 103H205V102H202ZM88 104H90V103H88ZM55 105H53V106H55ZM195 105H198V103L197 104L195 103ZM201 105H200V107H201ZM109 107H110V109L112 108L111 106H109ZM135 107H137V106L135 105L134 108ZM166 107H168V106H166ZM176 107H175V110H176ZM87 109H88V107H87ZM113 110L115 111L114 107H113L112 111ZM137 110H138V107H137ZM177 110H176V112H177ZM209 110H210V107H209ZM44 111H42V112H44ZM99 111L101 112V110H99ZM162 111L163 112H167L165 110H162ZM96 112H98V111H96ZM108 112H111V111H108ZM170 112L171 113H174L173 111H170ZM64 113H66V112H64ZM44 114H46V113H44ZM198 114H196V115H198ZM217 114L215 116L218 117ZM110 115L111 114H108V115L107 114H102V112H101L100 117H98V118H101L100 119L101 121L99 120L100 122L99 121L96 122V120H95L94 122L97 123V126H93V127H95L94 128L95 132H97L100 135L99 137H102V138H104V140L108 141L110 143L111 148H113L115 150L116 148H121V147H119V144L117 145L116 143L119 140H121V139L124 142V136H125V134H127L129 132H134L135 131V128L134 127H136V126H133V125H125V124L124 125H122V124L120 125L119 124V121H116V120L113 121ZM169 115L172 116L171 114H169ZM96 116H97V114H96ZM6 118L7 117H5L4 115H2L0 113V128L3 127L4 124L6 123V120H7ZM160 118H162V117H160ZM149 120H148V122H149ZM226 120H228V119H226ZM222 121H224V120H222ZM111 122H113L112 124H113V126L115 128L108 130V127L107 126L112 125ZM153 124H154V122H153ZM161 124H163V123H161ZM175 124H177V123H175ZM178 124H179V122H178ZM8 125H9V123H8ZM231 125L233 126V128H231ZM84 126H86V125L84 124ZM243 128L246 129L245 127H243ZM2 129H5V128H2ZM45 129H46V127H45ZM44 130H43V132H44ZM89 130H90V132L91 131L94 132L93 131V128H92V130H91V128H89ZM240 130H241V132L243 131V129H240ZM136 131H138V130L136 129ZM261 132H263V130ZM45 133L48 134L49 133L48 130H46V132H44V135H45ZM194 134H196V131H195ZM147 137H149V135ZM251 137H253V136H251ZM67 138H68V140H67ZM129 139L131 141L130 142L131 145H134L133 143H136V141L134 142V140H135L134 137L130 136ZM204 140H203V142H204ZM242 140H243V138H242ZM60 141L62 142L63 140H60ZM64 141H65V139H64ZM122 141H121V143H122ZM127 141H129V140H127ZM256 142H257V140H256ZM124 143H126V142H124ZM204 143H206V142H204ZM204 143H203V145H204ZM208 144H209V142H208ZM209 145H205V147L203 146L205 148L204 151L205 150L206 151L209 150V148H210ZM253 145L256 146V147H258V148L259 147H264V141H259V142L255 143ZM167 148L169 150V146H167ZM128 149H130V148H128ZM202 150H203V148H202ZM219 150L217 149V151H219ZM122 151L125 152V149L124 150L122 149ZM127 151H129V150H127ZM130 152L131 151H129V153ZM256 152L253 151L251 153V151H250V154L249 155L250 156L252 155V156L258 157L257 156L258 153H256ZM231 153L226 154V155L230 156ZM263 154H264V151H263ZM1 158L7 160V162H9V163L11 161L10 160L9 153L6 152L3 149H0V159ZM169 158H171V157H167L166 156V159H169ZM231 160H233V159H231ZM214 161H215V159H214ZM249 162H250V160H249ZM249 162L247 164H249ZM44 172H48V169L44 170ZM49 172H48V174H49ZM135 173H138V172L137 171L134 172V173L132 172V175H131V178L132 179H135V175H136ZM48 174H46V175H48ZM81 176H83V175H81ZM228 177H230V176L228 175ZM107 178H109V180L111 181L110 184L114 180L113 179L114 177L112 178L110 175L109 176L107 175ZM57 179L58 178H56V180H54V178H53V180L48 181L47 185L45 184L46 186H44V187L42 186V188H40V187H37V188L34 187V188H36V191H34V192H36V196H38L40 198V202L42 200L43 202H45V204L46 203H49V205H52L55 209L59 208V210H55L54 211V209L51 208V209H53L52 212H47V213L44 212V213L36 214V215H35V213L34 214H31L32 213L31 212L28 215L25 214L24 217H22V218H20L18 220L17 219L16 220H6V219H8V218H5L4 219V212L6 210L4 212L0 211V264H193V262L192 263L190 262V255H193V256L195 255V257H196V255H199L200 254L201 256H204V254H206V252L208 253V250H209L208 247H207L208 249L206 250V252L205 251H200V249H201L200 245H196V240L197 239L196 240H194V239H184L185 236H183L181 234H178V233L177 234L170 235V236L168 235V238H166V237H164L162 235H160V236L158 235V236H155L153 239L151 238L152 240H150V241H147V240H145V241L142 240L141 241V239H140L141 237L140 238H137L136 236L135 237H132V238L130 237L128 239L127 243H126V246L124 248L118 250L115 253L114 252L111 253L110 251H112L113 249H115V247H117L120 242L118 243V242H113V240H109V239H112L111 238L112 236L110 237L109 235H107V237L109 236L110 238H108V240H107L104 237V235H106V234L103 235V237H104L103 238L102 235H101V230L99 228H97L96 225L90 226V228H89V225L92 222L88 225V230L89 231L86 230L87 232L85 234H83V236L80 239L79 238L76 239L75 238L76 235H78V234L80 235V233H84L83 231H85L83 228L81 229V227L79 226V223H80V225H81V222L83 223V220H81V219H85L84 218L85 216L84 217H81V219H79V221H77V220H71L69 218V214L70 215H72V214L71 213L67 214L68 212L64 211L62 208L63 207L67 208L66 206H68L69 203H70L69 202V199H71V198L74 199V198L78 197L77 194H80V193H78L79 192L78 191L79 190L78 189L79 187L76 188V185H75V186H73V188L71 190L70 189H67V190H64V191H60V190H58V186L59 185L57 184V183H59L58 182L59 179L58 180ZM126 181L127 180H125V182ZM155 181L153 180L154 183L149 181L150 183H148V184L145 183L144 184V186L146 185L147 188H148V190H146L148 193L150 192L149 190L156 192V189L159 187V186L157 187L158 183L156 185L155 184ZM24 183H25V181L24 182H20V183L17 182V183H14V184L11 183L8 186L9 187L8 192H10V194H12L11 195L12 197L9 196L10 198L8 197L9 199L5 200L4 202L6 203L7 208L9 209L10 212H12V214H14V213L15 214H17V213L19 214V213H21L23 211H27L28 208H29V206H30L29 201H27L25 197H29L28 194L29 193L31 194V192H29L28 194L23 193V190L25 189L24 188ZM77 183H79V182H77ZM97 183H99V182H96V184ZM96 184H94V185L91 184L92 186L91 185L89 186V184H88V185H86V187H83L84 185L81 184L82 185V188L84 189V190L83 189H81V190H83V191L87 190V191L91 192V194L95 190V192L97 193L99 191V189H98L99 186H97L98 184L97 185ZM117 184H115V186H118L119 185V184L118 185ZM115 186H114V188L113 187L112 188L109 187V189H106L105 188L101 192L108 199L107 200L104 197L105 200H106V202H104L105 205H107L108 207L110 206L113 209H114L113 202L116 200L118 194L120 193V189L119 188H115ZM4 188H5V185H4ZM2 189H3V186H2ZM28 189H29V187H28ZM24 191H27V190H24ZM140 191H142V190H140ZM258 191L262 192V190H258ZM263 192H264V190H263ZM32 194H34V193H32ZM102 194H100V195H102ZM122 194H123V197L129 203H131V205H132L133 208L134 207L136 208L138 206V201L137 200L140 198V197L138 198V196H139L138 194L139 193H137L135 190L127 187L126 189L123 190V193ZM153 195H155V194H153ZM262 195L263 194H261V196H260L261 197V199H260L261 201H262V198L264 200V196L262 197ZM1 196H2V194H1ZM80 197H81V194H80ZM143 197H144V195H143ZM260 197H257V199H259ZM101 198H102V196H101ZM27 199H30V198H27ZM32 199H33V197H32ZM201 200L202 199L200 198V205L202 204V202L204 203V201H201ZM1 201H3V200H1ZM35 201H38V200H35ZM82 201H84V200L82 199ZM195 201H198L197 203H199V199H197ZM207 201L209 202V200H207ZM238 201H240V200L238 199ZM250 201H252V200H250ZM188 202H186V203H188ZM76 203L79 205V208H78L79 211L81 213L85 212L86 209L84 210L82 208V207H84V206H82L83 203H82V205H81V203H78V202H76ZM194 203L196 204V202H194ZM194 203H192V204H194ZM258 204L259 203H257V206H258ZM73 205H75V204H73ZM146 205L148 206V208H149L150 211H153V213H155L157 215H159V214L162 213L161 210H156V208L155 209L152 208V206H154L153 203H151V202L148 201L146 203ZM209 205H210V203H209ZM139 206H141V205H139ZM187 206H188V204H187ZM191 207H193V206H191ZM213 207H214V205H213ZM255 207H256V203H255ZM4 208L5 207H3V210H4ZM129 208H131V207H129ZM195 208L196 209H199V208H201V206H196V207L192 208V209H194V213H195ZM232 208L233 207H232L231 202H230L227 205L224 204V206L222 207V209L221 210H218V211H214V210L212 211L211 210L212 212L211 211L209 212V209H207L208 210V213H206L207 210L205 209L206 211L204 210L205 214H203V218H204V220H206L208 222L207 224H209V223H211V224L212 223H220V224L222 223L223 224L224 223V220L223 219H226V218H229V217H233V216H230V214H231V212H234L237 215V218H238V216L240 218H242V217L245 218L246 217L248 219V222H251V223L253 222L255 224V226L258 228L259 232L262 231L264 233V213H261V211H257V215H254V213H253V212H255V210L258 207L253 212H250V213L247 211L248 209H246L245 207H242L243 210L240 209L242 211H237V210L232 209ZM234 208H236V206ZM249 208H251V207H249ZM146 209H147V207H146ZM184 209L189 210V208L187 209L186 205H180L178 207L176 206L174 210L178 212V211H180V210L182 211ZM201 209H199V210H201ZM259 209H261V210L264 209V203L259 205ZM67 210H68V208H67ZM70 210H72V209H70ZM114 210H115V212H117V214L120 213L119 210H117V209H114ZM232 210H234V211H232ZM191 211H193V210H191ZM197 211L198 210H196V215H197ZM76 212H78V210ZM76 212L74 214H76ZM80 212H79V214H80ZM185 212L186 211H184V213ZM262 212H264V211H262ZM86 213L88 215L89 212H86ZM194 213L192 212L191 214L194 215ZM187 214H189V211H187ZM9 215H11V213L9 214V212H8V216ZM84 215H85V213H84ZM87 215H86V218H89V217H87ZM175 215H177V214H175ZM236 215H235V217H236ZM240 215H243V216H240ZM73 216H75V215H73ZM93 217H92V219H89V220L94 221V218ZM117 217H119V215H117ZM184 217H186V216H184ZM75 218L76 217H74V219ZM97 218H99V217H97ZM105 218L106 217H104V219ZM175 218H172V217H169V216L166 215V220L167 219H175ZM187 218L189 219L188 215H187ZM191 219H192V217H191ZM247 219H245V221ZM86 220H84V221H86ZM108 220H110V219H108ZM115 220H117V218ZM229 220H231V219H226L225 221H229ZM241 220H243V219H241ZM97 221H95V222L97 223ZM99 221H101V220H99ZM192 221H194V219H192ZM235 222L237 223V221H235ZM106 223L109 224L108 222H105V224ZM192 223H194V222H192ZM103 224H104V222H103ZM207 224H205V225H207ZM244 224L246 225L247 223H244ZM85 225L86 224H84V226ZM215 225H217V224H215ZM226 225H227V223H226ZM107 226L108 225H106L105 227H107ZM204 226H202V227H204ZM231 226H232V222H231ZM251 226H252V224H251ZM209 228H211V227H209ZM245 229H247V228H245ZM103 230H105V229H103ZM211 230H212V228H211ZM211 230H209V232ZM214 230H216V229H214ZM251 230H252V228H251ZM200 231L203 232L202 230H200ZM247 231H248V229H247ZM108 232L111 233L110 232V229L108 230ZM108 232H106V233H108ZM212 232H214V231H212ZM215 232L219 234L221 231L220 232L215 231ZM231 232L233 233V231H231ZM259 232H258V234H259ZM104 233H105V231H104ZM53 235H56V237L57 236H60V238L63 239L65 243H67V244H64V245L62 244L63 247H65V245H68L70 247L71 244H78L77 246L80 245L79 247H83L84 250H81L80 249L81 252L78 255H74L73 254L74 256L73 255H62V254L60 256H56V257L46 256L43 250L49 249V250L55 251V252H58L59 251L58 250V245L59 244L56 243V241L53 239ZM204 235L206 236V229H205ZM204 235H202V236H204ZM73 237L77 241H72ZM113 237L115 238V236H113ZM224 237L230 238V236L229 237L228 236H224ZM234 238H236V237H234ZM115 239H114V241H115ZM142 239H143V237H142ZM63 240H61V241L63 242ZM258 240H260V239H258ZM14 241H21L22 242V245L21 246L14 245L13 244ZM57 241H58V239H57ZM58 242H60V241H58ZM27 243H29L30 246L32 245V249H30V250L29 249L28 250H24L25 244H27ZM220 244H221V241H220ZM220 244H218V246H220ZM257 244H258V242H257ZM258 245L260 246L261 251L258 253V259L257 260L258 261L260 260L259 262L262 263L263 260H264V243H259ZM59 246H61V245H59ZM218 246H217L216 249H218V252L220 253V249L218 248ZM221 247H222V245H221ZM44 248H46V249H44ZM246 248H247V246H246ZM202 249H204V247H202ZM248 249H249V247H248ZM258 250H260V249H258ZM221 251L224 252V250H221ZM245 251H246V253L247 252H249V253L252 252V250L251 251H248L246 249L244 251L242 250L240 252L241 253L243 252L245 254ZM209 252L211 253V251H209ZM16 255H20V256L18 258H15ZM211 255H213V254H211ZM222 255H223V253H222ZM193 256H191V257H193ZM191 259H194V258H191ZM198 260H200V258ZM250 260H252V259H250ZM194 261H196V263H197V260L196 259ZM259 262H257V264H260ZM197 264H201V263H199V261H198Z\"/></svg>",
  "mask_w": 264,
  "mask_h": 264
}]
</instances>
